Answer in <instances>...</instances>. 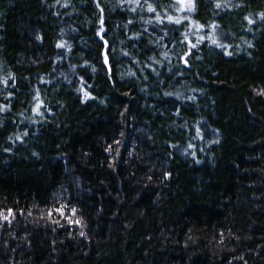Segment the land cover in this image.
Returning <instances> with one entry per match:
<instances>
[{"label":"trees","instance_id":"obj_1","mask_svg":"<svg viewBox=\"0 0 264 264\" xmlns=\"http://www.w3.org/2000/svg\"><path fill=\"white\" fill-rule=\"evenodd\" d=\"M193 4L0 0V264H264V0Z\"/></svg>","mask_w":264,"mask_h":264},{"label":"snow or ice","instance_id":"obj_2","mask_svg":"<svg viewBox=\"0 0 264 264\" xmlns=\"http://www.w3.org/2000/svg\"><path fill=\"white\" fill-rule=\"evenodd\" d=\"M187 3V9H185L184 5ZM176 4L178 5L177 7V10L178 11H185L187 10L188 12H191L193 10V7H194V4L192 3V0H176ZM99 7V5H97ZM217 7H219V5H217ZM102 11V10H101ZM148 11H154L153 7L151 5H149L148 7ZM168 20L171 22L173 20V17L172 16H168ZM101 23V28H100V31L98 33V35H100V38L101 40H103V35H101V33H104L105 29L103 27V20L100 21ZM129 23H131V21H129ZM175 23L176 24H180L181 21L180 20H175ZM37 39H39V37H37ZM213 43H216L215 40H213ZM105 45L107 46V41H105ZM219 46V45H218ZM193 47H196V45H193ZM124 55H128V53H124ZM104 64L107 65L108 64V54H107V51L104 53ZM132 75H135L134 73H132ZM85 96H88L89 93L85 92L84 93ZM166 95H170V93H166ZM39 107V105L37 106ZM64 207V206H62ZM57 212H61V215H63V212L61 210V208H57L56 209ZM72 212L75 213V208L72 209ZM11 214L10 210H9V215ZM5 220L8 219V216H4L3 217ZM67 219V217H65ZM68 223L71 224V223H80L79 220H76V221H72V220H68ZM80 235H84L83 232L80 233Z\"/></svg>","mask_w":264,"mask_h":264},{"label":"rangeland","instance_id":"obj_3","mask_svg":"<svg viewBox=\"0 0 264 264\" xmlns=\"http://www.w3.org/2000/svg\"><path fill=\"white\" fill-rule=\"evenodd\" d=\"M192 3H193V0H192ZM184 7H185V9H187V3L184 5ZM185 11H187V10H185ZM192 11H193V10H192ZM192 11L189 12V13H192ZM187 12H188V11H187ZM190 27H191L192 29H195L197 32H200V28H199V26H197L194 22H191Z\"/></svg>","mask_w":264,"mask_h":264}]
</instances>
